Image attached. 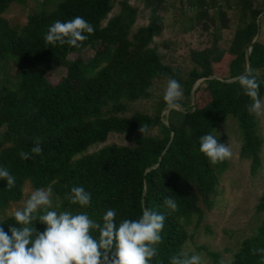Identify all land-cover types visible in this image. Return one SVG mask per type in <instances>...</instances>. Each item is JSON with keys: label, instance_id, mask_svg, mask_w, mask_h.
<instances>
[{"label": "trees", "instance_id": "obj_1", "mask_svg": "<svg viewBox=\"0 0 264 264\" xmlns=\"http://www.w3.org/2000/svg\"><path fill=\"white\" fill-rule=\"evenodd\" d=\"M28 1L0 0V166L16 177L11 190L0 179V214L23 200L26 183L33 190L51 188L54 207L60 206L57 211L87 212L97 221L106 210L115 209L119 224L138 218L147 207L166 216L158 255L150 264H169L171 256L187 252L194 230L216 207L230 167L228 160L210 164L199 152V137L214 134L234 118L241 140L239 159L248 162L251 177L262 168L264 133L259 131L257 114L246 111L250 99L230 81L251 66L262 102L264 44L257 36L264 9L255 6L258 0H227L237 20L227 50L212 44L190 52L191 69L184 72L164 64L153 46L164 29L167 0H142L148 23L135 32L138 9L128 0H41L21 27L2 17L11 4L25 6ZM202 1L191 0L187 9L202 15L198 8ZM116 3L118 12L109 17ZM76 16L95 29L93 34L85 33L88 39L80 47L45 45L43 36L53 22ZM86 50L92 51V57L84 60ZM54 67L66 70L57 82L48 77ZM168 77L180 82L183 100L180 111L164 115L165 102L159 99L154 105L152 87L155 82L166 84ZM199 81L194 95L198 98L202 93L207 99L192 105L191 92ZM142 101H153L152 115H127L129 104ZM153 131L158 135L151 136ZM112 134L133 146L106 145ZM37 137L42 153L22 160L19 153L30 152ZM73 186L91 193L90 206L69 203ZM169 196L176 200V210L164 206ZM255 212H264V194ZM0 222L5 223L0 225L5 231L14 224L11 217ZM33 226L39 231L45 227L38 221ZM253 248H264V219L228 264H261ZM199 250L206 252L210 264H224L218 253L207 248L194 247L188 253Z\"/></svg>", "mask_w": 264, "mask_h": 264}, {"label": "clouds", "instance_id": "obj_2", "mask_svg": "<svg viewBox=\"0 0 264 264\" xmlns=\"http://www.w3.org/2000/svg\"><path fill=\"white\" fill-rule=\"evenodd\" d=\"M94 31L90 22L76 16L67 21L53 22L43 40L51 47L68 45L78 48L88 39L85 33L93 34ZM230 82L238 83L243 95L250 99L246 111L250 115L258 114L262 103L255 70L249 66ZM182 98L180 82L168 77L163 95L165 112L180 111ZM218 135L209 132L199 137V152L212 165L232 156L230 147L218 142ZM42 151L37 137L30 152L21 151L19 156L28 160ZM0 179L6 180L8 190L15 187L16 177L8 168L0 166ZM67 199L70 204L84 208L90 206L92 197L83 186H73ZM164 206L176 210V200L172 196L166 197ZM59 207H54L51 188L33 190L22 207L11 212L14 224L9 225L7 231L0 226V264H150L158 255L157 245L162 242L161 232L166 219L163 213L143 207L138 218L124 219L117 224L115 209L106 210L97 221L87 212L57 211ZM36 221L45 226L43 231L33 226ZM93 232L97 235L94 236ZM251 251L253 255H259L261 264H264V248ZM169 264H203V259L200 254L182 252L171 256Z\"/></svg>", "mask_w": 264, "mask_h": 264}, {"label": "rangeland", "instance_id": "obj_3", "mask_svg": "<svg viewBox=\"0 0 264 264\" xmlns=\"http://www.w3.org/2000/svg\"><path fill=\"white\" fill-rule=\"evenodd\" d=\"M117 2L121 0H116ZM227 0H205L198 4L202 15L197 14V9L188 10L191 0H167V12L162 14L164 29L160 37L153 40V46L161 56L164 64L180 68L184 72L191 69L190 52L202 51L215 44L219 50H227L233 33L236 29L237 20L232 13L233 9L228 8ZM41 0H29L27 5L18 6L11 4L2 17L13 27H21L26 23V18L32 9H38ZM129 4L138 9V18L133 32L148 23V10L143 7L142 0H128ZM232 3V0H228ZM209 4V6H206ZM232 5V4H231ZM257 8L264 9V0H258L255 4ZM118 3L115 4L113 12H118ZM224 14L223 22L218 13ZM217 13V14H216ZM219 14V15H221ZM222 14V15H223ZM261 27L257 39L264 44V18H261ZM105 24V23H104ZM83 59H90L92 51L86 50L82 53ZM66 74L62 67H54L48 77L52 82L59 81ZM218 77H225L217 75ZM201 81L197 82L191 92L192 105L204 103L207 99L201 92L200 97L194 95V91ZM166 84L155 82L152 87L153 101L163 99ZM183 100V98H182ZM181 100V101H182ZM153 101H142L128 105L127 115L143 113L152 115L154 113ZM262 109L257 114L260 133H264V97L262 98ZM167 115L166 112L163 113ZM218 142L228 145L232 151V156L227 159L229 171L221 182L219 196L216 207L210 211L201 225L193 232V241L188 242L185 251H194L195 248H207L209 251L218 253L224 264H228L233 253H235L240 243L254 234L255 228L264 219V212L257 214L255 206L260 197L264 194V150L261 153L262 168L257 176L251 177L248 171V162L239 159V149L241 140L238 131V124L234 118H229L226 123L220 126ZM214 133V134H216ZM151 136H157L158 132L153 131ZM114 144L119 147L133 146L123 137L112 134L106 145ZM100 147V146H99ZM33 191L29 183L25 184L23 200L16 204H11L3 213L0 220L11 217V212L22 207L23 201ZM198 254L203 259V264H210V260L204 250H199Z\"/></svg>", "mask_w": 264, "mask_h": 264}]
</instances>
